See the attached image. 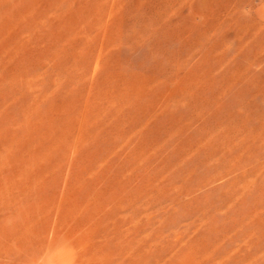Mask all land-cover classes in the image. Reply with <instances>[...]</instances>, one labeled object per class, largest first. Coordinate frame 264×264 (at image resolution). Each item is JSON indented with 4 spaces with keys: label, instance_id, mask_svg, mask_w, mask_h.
<instances>
[{
    "label": "rangeland",
    "instance_id": "1",
    "mask_svg": "<svg viewBox=\"0 0 264 264\" xmlns=\"http://www.w3.org/2000/svg\"><path fill=\"white\" fill-rule=\"evenodd\" d=\"M0 264H264V0H0Z\"/></svg>",
    "mask_w": 264,
    "mask_h": 264
}]
</instances>
